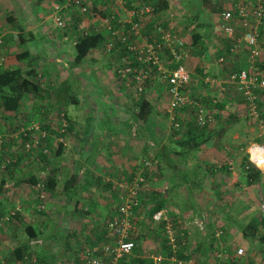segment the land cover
I'll use <instances>...</instances> for the list:
<instances>
[{"label":"trees","instance_id":"16d2710c","mask_svg":"<svg viewBox=\"0 0 264 264\" xmlns=\"http://www.w3.org/2000/svg\"><path fill=\"white\" fill-rule=\"evenodd\" d=\"M11 1L13 7L12 13L17 15V18H23L21 21L18 19L19 24L16 27L18 32L17 40L20 44L26 45L35 38L34 35H29V37L26 35L31 34L28 31L34 28L33 21H31L30 24L26 23V21L31 20L38 11L40 12V6L27 0ZM107 1L110 2V0H95L96 3L94 2L92 8L88 10L87 15L84 16L90 18L87 20L93 21V26L91 25L88 32H84L81 35L78 33L75 39L73 37L75 42L73 46L74 58L72 65L74 67L81 66L89 55L99 50L100 47H103V50L108 48V54L114 57L112 58L113 60L125 57L126 61L131 60L133 62L134 60L128 51V46L130 44L133 42L140 44L144 39L148 42L159 40L160 35L156 31L155 25L157 20L161 17L160 15L169 11L168 3L165 0H140L139 7H134V0H119L118 2L120 5H122L124 1V5H126L129 10H133L136 13L146 8L149 9V12L134 16V20L128 23L120 20V16L115 13V15L118 16L117 18L122 22L119 25L113 22L110 30H102L98 27L97 23L99 20L103 19L108 12L104 9H97L96 5H106ZM111 13L114 12L111 11ZM190 20L192 22H197L196 17ZM16 21L17 19L14 18L13 15L7 18V22L10 24L15 25ZM80 23L81 22H78V25L77 22L74 24L72 29L73 33L81 29H79ZM133 24H137L139 27V36L137 37L131 33V26ZM163 24L165 23L162 22L161 27L167 29ZM174 34L177 38L182 39L178 34ZM203 37L207 40L208 36L206 37L197 31L190 34V45L186 42L188 44L187 49L189 56L194 54V56L198 55V57L201 58L206 55L207 47L203 41ZM12 39L10 35L7 36L3 40L2 47H6L10 42L14 41ZM42 40L44 43L46 42L45 38ZM226 45L227 46L224 45V53L218 52L216 58L228 57L230 55V48L233 46V42L227 40ZM41 56L42 54L40 51L37 52L36 55H31L26 51L16 56L17 62L24 63L23 68L16 67L4 69L0 66V111L2 113L0 117L3 122H5L3 117L6 115L11 116L13 120V122H10L11 124L9 126H6L9 128L8 130L0 129V192L3 196L2 200H0V220L3 219L5 221L2 223L3 226H0V231H2L4 227L10 228V225L12 226L13 223L20 225L23 230L24 240H21V242H18L14 246H9L7 251L10 252V255L14 256V262H24L25 264H49L50 259L53 257H50V253L52 252V247L57 245L58 240L54 232L56 228L55 225H53L54 221L52 220L50 211L46 208L48 204H50H46L47 199L51 196L62 198V213L66 212L64 209H66L68 203H73L75 207L79 205L80 199L78 197V190L81 189L82 183L85 182L84 177H82L83 175L79 177L78 175L72 174V168L69 167V163L66 160V158H68L66 156V154H68L67 151L72 150L74 147V144L71 145L72 140L70 139L71 134H73V122L69 108L70 104L74 103L73 97L77 95V92H73L66 82L62 84L63 89H57L54 83L51 84V78L48 80L50 85L45 84L44 72L40 70L39 67ZM212 59L213 58L209 59V61ZM185 66L189 70L188 66ZM114 69V86L122 90L125 87L117 80V68ZM234 71L232 67L228 72L231 74ZM60 73H62L61 75H66L64 71ZM74 73L75 70L67 72V74L71 75L70 77H73ZM195 79L196 78H193L192 82ZM151 81L148 80L146 83L150 84ZM201 82L204 83L203 81ZM189 87L187 90H189ZM261 96L262 94L259 95L260 98ZM29 98L32 99L33 106L31 107L32 116L25 117L27 121L31 122V127L27 129L18 123L15 124V122L17 121L16 115L19 114L22 105ZM200 102L205 105L206 103L208 105L212 103L209 99L207 100L203 97ZM133 104L136 111L135 114L130 115L131 118L134 119V121L138 120L147 123L152 116V105L150 101L146 100L142 94V96L133 100ZM213 106L216 112L214 117L218 120L220 119L219 113L226 108V103L222 102ZM207 108L210 107L207 106ZM126 110H128V108ZM165 113L164 109V115ZM261 117L264 118V115H261ZM175 123L178 124V128L170 126L171 132L169 131L170 135L167 139V143L164 145H159L157 140H155L153 146L148 147L146 146V142H144L139 155L143 169L140 173L142 181L137 184V188H135L134 182L137 179L136 170L139 169V164L138 167L135 166L133 170L131 169L124 173V177L127 175L126 180H122L118 175L115 181L106 183H104L102 179L101 181H99V179L96 181L98 184L102 185L99 186L98 189L102 190L103 200H105L106 208L108 212H110L109 216L104 220L103 224H95L90 234L86 235L85 229H83L81 232L82 238L84 239L83 244L80 240H75L78 239L75 235L76 233L67 236L62 242L64 249L62 250V254H60V259L63 261L66 260V262L71 261L67 253L73 252L74 245L79 246L77 248L80 253L79 260L74 264H87L90 252L91 254L94 253L96 256H100L103 245L111 241L109 240L108 226L116 216L118 209H120L127 200L132 199L134 202L138 201L137 206H133V216L135 217L134 220H136V216H139L142 210V199H140V194H142L144 189H147L151 190L149 203L152 208L149 210L150 220H145L147 227L142 229V231L145 233L148 232V234L152 233L159 239V245H156L154 249L152 248L149 253L164 257L165 261L163 264H170L171 257L185 264L192 260H196V254L200 253V244L197 248H193L195 249L193 252L186 253L184 250L186 247L179 246L176 242L177 249L172 251L169 245L168 235L165 231L166 222L163 220L154 222L153 215L165 207L175 205V203L179 201L178 199H181L184 203V205L181 206V213L184 217H189L190 215L191 218H193L197 211L196 205L199 204V197L205 196L206 198H210L212 194L215 193L208 194L209 190L206 188V184H204L205 179L208 177L212 178L217 173L220 174L221 177L224 175H231V169L227 163H225L228 161L226 158H223L222 161L219 160L220 162H211V169L205 167L203 164L205 161H202V156L206 154L207 151L209 152L207 146L209 140L213 136H216L217 139H222L225 131L223 127L213 129L206 126L202 129H198L194 123L193 116L188 112L184 113L182 116L177 115ZM13 132L19 134L17 137H19V143L20 146H22V152L17 154L15 160H13L12 157H10L11 159H6L7 156L5 154L7 146L5 138L9 136V133ZM16 140H14V142L11 141V143H15L14 145L17 146ZM134 143L135 141H133V144ZM151 148L154 150L153 153H151ZM148 150L151 151L148 152ZM198 153H202V160L199 159ZM223 160H225V162ZM65 163L67 165H65ZM146 164L147 166H145ZM236 170H238L240 178H242L243 183L247 187L260 184L264 176L259 169L248 162L246 156L242 159L241 164L237 165ZM165 174H167L168 177ZM157 182L160 183V187L155 189L156 184L154 183ZM19 184L23 186V194L25 196L32 195L30 200L32 210L30 214L34 222L28 224L26 223L27 218H25L27 216L25 215L24 217V214H20V209H16L12 197H9L11 191L7 190V187H16ZM133 188L137 189L136 196L131 195L130 190ZM213 195L215 196V194ZM7 197L10 198L7 201V204H11L9 206H6L4 202ZM24 205L25 203L23 206ZM51 207H55L54 204H52ZM58 208L59 207H57V209ZM11 213H13V215H11ZM42 221L46 223V225L43 224ZM225 221H227V223L229 221L233 223V226L238 228L243 239L248 240L252 245L263 247L262 251H264V215L260 213L259 216L251 217V219L244 224L240 219H232L227 214ZM224 224L223 222L222 226ZM42 225L44 226L43 231L41 229L43 227ZM222 229H224V226ZM47 231H49V233H47ZM146 236H135L133 239L137 240L143 238V240H147ZM60 238H62V236H60ZM113 241L116 242L117 240L115 239ZM136 242L138 245L135 244L134 250L130 254L123 256L118 261V264H153L152 259L149 257L150 254L146 257H140V251L138 250L140 245L138 240ZM204 244L205 243H203L202 246ZM32 247H37V252L36 249ZM229 256L232 257L228 255L224 264H240L238 263L239 260L237 261ZM65 257L67 259H65ZM248 264L252 263L248 262Z\"/></svg>","mask_w":264,"mask_h":264},{"label":"crops","instance_id":"0c3cea01","mask_svg":"<svg viewBox=\"0 0 264 264\" xmlns=\"http://www.w3.org/2000/svg\"><path fill=\"white\" fill-rule=\"evenodd\" d=\"M165 1L168 3L169 11L160 15L161 17L157 20V24H160L161 26L162 22L165 23L163 26L178 34V36L179 34L190 35L194 31H197L206 37L208 36L207 40L203 37V41L207 47L206 55L201 58H199L198 55L194 56V54L190 56V58L197 59L198 62H200L197 66L193 67L190 72L192 74L191 80L196 78L197 84L200 82V85L198 86L201 87L199 90L200 93L203 90L201 94L202 97L208 100L209 95L213 94V96H215L214 99L217 101V105L222 102H227V100L231 101V98L229 97H227L226 101L216 99L218 91L220 92V87L215 86L217 89H209L210 87H214V85H210L208 83L206 86L201 81H222L221 78H211H218V75H224L227 77L230 73L228 71L232 69V67L233 71H237L238 69L250 64L251 59L249 50L246 48L244 42L239 36L233 40L226 38L227 36H225L223 31V23L220 22V16L223 12L231 9L232 7L235 9L237 5L250 2L251 0ZM2 2L3 1L0 0V5H2ZM134 3V7L140 6V0H134ZM4 7V9H7L9 6L7 5ZM120 9L125 12L124 14H121L122 17H120V20L127 23L134 20V16H131V13L134 12L133 10L125 11L124 8L121 7ZM173 11L176 12L177 17H179V24L172 22L168 23L169 18H174ZM12 12L13 8H11L9 16L13 15L17 21L15 22V25L6 22V25H8H5L4 27L7 30L4 32V39L10 35L14 41L10 42L5 48H2L4 51L3 53H0V66L4 69L16 67L23 68L24 63L17 62L16 56L26 51H28L31 55H36L37 52L40 51L42 56L39 67L40 70H44L45 84L50 85L48 80L51 78V84L54 83V86L57 89H63L62 84L66 82L68 86L71 87L70 89L73 92L79 93L77 96L73 97L74 103L70 104L71 108H69L73 122V134H71L70 139L72 140L71 145L74 144V147L72 150L67 151L68 154H66V156L68 158H66V160L69 163V167L72 168V174L78 175L79 177L83 175L82 177H84L85 182H81L82 187L78 190V194H80V196H78L80 202L77 207H75L73 203H68L67 206L65 205L66 209H64L66 212L62 213L63 204L59 206L57 211L59 220L54 222L56 225L54 232L58 234L59 237L62 236L61 231H66L67 236L74 235L76 233L75 235L78 239L75 240H81V232L83 229H85L86 235L90 234V232L93 231L95 224H103L104 220L108 218L110 213L106 208L105 200L99 196V193L102 190L96 189L102 185L98 184L96 181L98 179L99 181L102 179L104 183L115 181L119 174L124 175L127 170L130 171L131 168H127L125 164L129 162H137V157L140 155V150L142 149L144 142H146V146L149 147L153 146L155 140H157L159 145L167 143L169 131L166 129L163 122L160 121L162 118L165 121L166 118L164 115V109H166L168 104L166 84L157 76L155 79H152L150 84L145 83L142 94L152 105V116L147 123H143L138 120L134 121V119L130 116L131 114H135L136 111L133 100L142 96V94H136L134 85H131L130 88H123L122 90L116 88L114 86V80L111 77L113 74L112 70L114 68L124 66L129 60L126 61L125 57L113 60L112 58L114 57H112V55H107V53L104 52L105 49L103 50V47H100L99 50L91 53L81 66L74 67L72 65L74 58V39L78 33L81 35L84 32H88L91 25L93 26V21L89 24L90 21H82L81 19L79 26V29H81L78 30V32L73 33V27H69L67 30L63 31L59 38L56 37L54 40L53 38L46 37V35L51 31L49 28L51 26L48 25L49 18H46V15L40 9V12L38 11L35 13L31 20L26 21L28 24H30L31 21L34 23V28L28 31L31 34L26 35L28 37L29 35H34L35 38L28 44L22 45L17 40L18 32L16 27L19 24L18 21L23 20V18H17V15H14ZM195 17L197 22H192L190 19H194ZM222 37H224L225 40H223ZM43 38L46 39L45 43L42 40ZM190 40L191 39L187 40L189 45L191 43L189 42ZM227 40L232 41L233 46L230 48V55L226 57L228 60L227 64H225L226 66L219 64V67L225 71H218L215 73L213 68H217L213 67L212 64H209V59L214 58L215 53L217 52L224 53V45H228V43L226 45ZM259 46L261 54L259 59L255 61V66L258 69V72H260L264 77V31L261 32ZM72 70H75V73L73 74V77H70L71 75L67 74V72H71ZM62 71L66 72V75H61L62 73L60 72ZM92 76H94V78H92ZM205 88L210 92V94L206 93ZM232 89L233 93H235L234 88L228 87L225 89V92H220V94L227 96V92ZM261 94L260 106L264 109V92ZM86 98L96 101L99 100L100 102L96 103L94 101L91 105L86 106ZM106 98L113 100H106ZM110 101H112L111 104L116 105L114 108L108 107ZM127 108L128 110H126ZM0 115H2L1 111ZM159 122L161 124H159ZM10 124L11 123H8V121H0V129L8 130L9 128L6 126H9ZM133 141H135L134 144ZM153 152L154 150L152 149L151 153ZM207 153L209 152L207 151ZM65 165L67 164L65 163ZM99 171H101V173ZM165 175L167 176V174ZM154 184H156L155 189L160 187L159 182ZM56 197L57 196L54 198ZM177 202L175 205L165 207L157 213H165L164 215L172 225L176 242L179 246L186 247L184 249L186 253L193 252V250H195L193 248H197L200 244L199 251L201 254H196V260L187 262V264H224L228 255H231L232 257L229 256L230 258L238 261L240 258L234 253V246L238 249H244L247 252V256L242 259L243 263H241L240 260L238 263H255V254L262 251L263 247L250 244V242L243 239L241 235H239V238L238 236L233 238V241L228 239L226 236L221 242V239L218 240L221 232L219 231L215 233L216 223H206L204 220L195 219L194 217H190L189 219L184 218L181 213V206H178ZM151 208L152 206L150 204L149 210ZM146 215L147 209L144 214L142 213L140 215V220L139 218H136L137 229L135 236L141 237L147 235V240L150 238L152 246L156 247V245H159V239H157L152 233L148 234L147 232L145 233L142 231V229L147 227V224L145 223ZM23 216L25 217V215ZM76 217L77 220H75ZM30 222H34V220L27 218L26 223L28 224ZM43 224L46 225L44 222ZM138 225L141 227H138ZM67 226H69V228L72 227L71 230L66 228ZM15 227L16 226L14 225H10V228L4 227V229L0 231V264H2L3 260L8 258L10 255V252L7 251L8 247L14 246L18 242H21V240H24L23 232L19 236L15 230H11ZM43 228L44 226L41 228L42 231ZM137 240L140 245V247H138L140 257L148 256L151 251L148 252L144 250L143 244H145L144 242L146 240H143V238H139ZM137 240H135V244H137ZM61 242H63V238H60V244ZM203 243H205L203 245L204 247L202 246ZM54 247L56 248V246ZM77 247L79 246L74 245L73 252L67 253L68 258L71 261L66 262V260L63 261L60 259L62 249L61 246H58L56 251L50 253V257H58L59 260L54 261L50 259L49 264H56L60 261H63L65 264H74L79 260L80 256ZM253 249H256V251H253ZM153 255L158 254H150L149 257ZM221 258H223L224 261H222ZM65 259L67 258L65 257ZM180 262L185 264L182 261ZM170 264H173V262Z\"/></svg>","mask_w":264,"mask_h":264},{"label":"built area","instance_id":"2783aa9c","mask_svg":"<svg viewBox=\"0 0 264 264\" xmlns=\"http://www.w3.org/2000/svg\"><path fill=\"white\" fill-rule=\"evenodd\" d=\"M64 2V6L55 5L50 16L56 29L65 27L64 14L62 13L65 7H73L82 16L88 13V8L82 0H64ZM148 12L149 9L146 8L141 12H132L131 16ZM117 17L115 13L108 12L103 19L98 21L97 25L102 30H110L113 22L117 25L122 22ZM220 19L223 23V31L225 36H227L226 38L233 40L239 36L249 50L251 62L238 71L229 74L225 81L206 80L204 84L207 85L209 83L210 85L218 86L222 93L228 87L234 88V91L243 100L248 118L258 122L260 128L264 129V118L261 117L263 112L259 106V95L264 92V77L255 66V61L259 59L261 54L259 39L261 32L264 31V0H251L250 2L237 5L235 9L223 12ZM155 29L160 35L159 40L148 42L144 39L140 44L133 42L128 46V51L134 61L129 60L124 66L117 67V80L125 88H130L131 85H134L136 94L140 95L143 93L146 81H151L157 76L166 84L168 104L165 109V115L170 126L178 128V124L175 123L177 115L182 116L188 112L193 116L194 123L198 129L206 126L211 127L214 122L215 111H208L204 104L194 99L187 90L192 78L191 72L185 66V62L189 58L188 44L177 38L170 29H163L160 24L156 23ZM131 31L135 37L139 36L137 24L131 26ZM2 45L3 36L0 35V46ZM226 61V57H220L217 60L220 65H224ZM212 104H217V101L213 100ZM246 157L248 162L264 175V143L250 144L246 149ZM141 181V174H139L134 182L135 188ZM135 188L130 190L133 196L137 195V189ZM137 204L138 201L127 200L118 209L116 216L108 226L109 240L112 242L110 241V243L103 245L100 256L90 252L87 264H118V261L123 256L130 254L134 250L135 240L131 237V232L133 229L132 221L135 219L133 206H137ZM16 209L18 210L19 208L17 207ZM261 212L264 215V203L261 205ZM164 214V212L154 214L153 221L159 222L163 220L166 222L165 231L168 235L169 245L172 251H175L177 244L174 231ZM4 222L1 219L0 226H3L2 223ZM115 239L117 240L116 242L113 241ZM243 255V250L237 249L236 256L241 257ZM150 258L153 264H163L165 261V258L161 255H153ZM170 261L173 264H182L174 257H171Z\"/></svg>","mask_w":264,"mask_h":264},{"label":"rangeland","instance_id":"374dc122","mask_svg":"<svg viewBox=\"0 0 264 264\" xmlns=\"http://www.w3.org/2000/svg\"><path fill=\"white\" fill-rule=\"evenodd\" d=\"M2 5H0V35L3 36V40H4V32L7 31L4 27L6 25L7 22V18L9 17V14L11 13V8L12 7V1L11 0H2ZM27 1H31L34 4L40 6L41 11H43V13L46 15V18H49V22L48 25H50L51 27H49L51 29V31L46 35V37L48 38H53L54 40L56 39V37L59 38V36L63 33L64 30H67L69 27H73L74 24L77 22H80L81 19L82 21L90 18H86L82 15H80L78 13V11L76 9H74L73 7H65V9H63V14H64V19H65V27L63 29H56L51 21V13L53 10V7L55 5H60V6H64L65 2L64 0H27ZM84 2L85 5H87L88 10H90L95 2V0H82ZM119 0H110L106 2V5H99L97 4L96 7L97 9H104L107 12H114L116 14H118L120 17L121 14H124L125 12H123L121 8H124L125 11H128L129 9H127V6L122 4L120 5V3L118 2ZM96 3V2H95ZM9 6L7 9H4V6ZM105 6V7H104ZM119 7V9H118ZM233 9V7L231 8ZM173 17L174 18H169L168 19V23L172 22L175 24H179L180 20L179 17H177L176 12L173 11ZM119 17V18H120ZM98 21V20H97ZM89 22V20H88ZM221 22V21H220ZM92 21L90 20L89 24H91ZM8 25V24H7ZM6 25V26H7ZM80 25V24H79ZM3 31V32H2ZM179 36L185 41L187 42V40L190 39V35H183L179 34ZM223 40H225L224 37H222ZM191 42V40L189 41ZM5 47L0 46V53H3ZM35 51V50H34ZM108 48H106L104 50L105 53L108 54ZM218 53V52H217ZM217 53H215V57L209 61V64H212L213 67H216L217 69L213 68L214 72L217 73L218 71H222L224 72L225 70H222V68L219 67V64L217 62V60L220 58H216L217 57ZM190 58V56H189ZM187 59L185 62V65L188 66L189 70L192 71L193 67L197 66L200 62H198L197 59ZM197 58V57H195ZM228 61V60H227ZM227 61L225 64H227ZM118 64V63H116ZM224 64V66H226ZM119 65V64H118ZM219 69V70H218ZM42 70V69H41ZM44 72V70H42ZM41 71V72H42ZM230 71V70H229ZM113 72V70H112ZM229 75V74H228ZM112 78H114V75L112 74L111 76ZM92 78H94V76H92ZM211 78V77H210ZM221 78L222 81L226 80V77L224 75L219 76L218 78H211V79H219ZM197 80H191L190 82V87H189V94L194 98L197 99L198 101H201L202 98V92L200 93V89L201 87H199L198 85H200V82H198L197 86ZM209 89H217L214 87H210ZM206 93L210 94V92L208 90H206ZM214 93V92H213ZM220 92L217 93V98L218 100L222 99L224 101L227 100V97L231 98V101L227 100L226 103V108L219 113L220 119H216L214 116L216 114V112L214 113L213 116V120L214 122L212 123L210 128H224V134L222 136V139H217L216 136H213L207 146L209 149V153H206L202 156V153H198L197 155H199V159L205 161L203 162V164L205 165V167L211 169L212 167V163L211 162H220L222 161L223 158H226L228 161L225 162V160H223L225 163H227V165L229 166V168L231 169V175H224L223 177H221L220 174H215L214 177H208L205 179L204 184H206V188L209 190L208 194H215V196L212 194V197L210 198H206L205 196L203 197H199V204L196 205V209H197V213L194 215V218L196 219H200V220H204L206 223H216V227L215 230L217 232H221V234L219 235L218 240L224 239L226 236L228 237V239L233 241V238L237 237L239 238L240 232L238 230V228L236 226H233V223H230V221L227 223V221H225L226 219V215L228 214L229 217L236 218L237 220L240 219V221H242L244 224L247 223L251 217H255V216H259V214L261 213V215H263V213L261 212V205L264 203V176L261 180L260 184L251 186V187H247L243 181L242 178H240L239 172L238 170H236L237 165L241 164L242 159L246 156V149L247 147L252 144V143H264V129L260 128V126L258 125V122H256L255 120L248 118L246 109L244 107V103L242 101V98L237 95V93H233V89L227 92V96L226 95H220ZM79 93L77 92V95ZM226 94V93H225ZM76 95V96H77ZM211 96V97H210ZM223 96V97H222ZM133 97V96H132ZM215 96H213V94L209 95V101L212 102ZM106 100H110V98H106ZM113 100V99H111ZM96 102L99 103L100 101H96V100H90L89 98H86V102L85 105L89 106L92 104V102ZM205 105V104H204ZM33 106V102L32 99H27V101L24 102V104L22 105L21 109L19 110V114H17V121L15 122V124H20L22 127H25L27 129H29L31 127V122L27 121L25 119L26 116H32V107ZM116 105L111 104V101L109 102L108 107L114 108ZM206 109L208 111H213L214 110V106L211 103V105L206 103ZM210 107V108H207ZM260 106V105H259ZM71 108V106H70ZM260 109L262 110L263 107L260 106ZM264 111V109L262 110V112ZM264 115V112H263ZM3 119L5 121L9 122H13L12 117L11 116H4ZM0 121H1V117H0ZM160 121L163 122L164 126H166V129L168 131H170V123L168 122V120L165 118V121L162 119H160ZM159 124H161L159 122ZM171 132V131H170ZM9 136H7L5 139V143L7 144L6 146V159H11L10 157H12L13 160H15L17 154H20V152H22V146H20V139L19 134L17 133H9ZM170 134H168L169 136ZM17 138V140H16ZM14 140H16V145H14L12 142H14ZM11 143V144H10ZM19 143V146H18ZM13 145V146H12ZM20 147V148H19ZM149 147V146H148ZM131 148V147H130ZM132 150V148H131ZM148 152H150V150H148ZM196 155V156H197ZM202 156V158H201ZM220 160V161H219ZM136 162V161H135ZM126 163V167L127 168H131L132 170L134 169L135 166L138 167L139 164V169L136 170L137 175H139L143 169L141 166V158H139V156L137 157V162L135 163ZM219 165V164H218ZM128 171V170H127ZM101 173V171H99ZM220 175V176H219ZM122 180H126V176L124 177V175H120ZM211 178V179H210ZM98 189V188H96ZM7 190L11 191V193L9 194V197H12L13 199V203L16 205V208L18 207L20 210V214H24L27 216V218L32 219L31 217V203L30 200L32 198V195H24V189L23 186L21 184L15 186H10L7 187ZM151 190H147L144 189L142 191V194H140V199L141 200V205H142V210L139 213V216H136V218L138 219L140 217V215L147 209V215H146V219L145 220H150L149 218V194H150ZM78 196H80V194H78ZM99 196L102 197L103 199V195L102 192L99 193ZM2 195L0 192V200H2ZM9 197L6 198V200L4 201L6 203V206H9L11 204H7L8 199H10ZM178 206H183L184 203L181 201V199H178ZM23 201V202H22ZM25 203V205L23 206V204ZM48 204V206L46 207L49 211H50V215L52 217V220L55 222L56 220H59L58 218V214H57V207H59L62 204V200L60 199V197H50L47 199L46 204ZM148 203V205H147ZM54 204L55 207H51V205ZM100 206V205H99ZM28 208V210H27ZM81 216V215H80ZM78 217V216H77ZM77 217L75 220H77ZM191 216L189 215V217H184L186 219H189ZM185 219V220H186ZM140 220V218H139ZM216 221V222H215ZM225 223L223 225L224 229H222V223ZM146 223V222H145ZM14 226H16L15 228H12V231H16L18 233V235L20 236V234H22L23 230L20 227L19 228V224L13 223ZM53 225H55L53 223ZM56 227V225H55ZM138 227H141L138 225ZM17 228V229H16ZM66 228H69V226H67ZM72 227H70L69 229L71 230ZM136 229H137V222L136 220L133 221V229L131 232V237L135 238V233H136ZM62 232V238L63 240L67 237V232L66 231H61ZM49 233V231L47 232ZM148 233V232H147ZM57 235V245L56 248L59 246H61V249H64V246L61 242L60 244V237H58ZM81 243L83 244L84 239L82 238ZM144 250L145 251H151L152 248L154 249L155 247L152 246L150 238L148 240H146L144 242ZM81 245V244H80ZM234 246V253H237V247ZM37 248V247H36ZM35 247H33V249H36ZM53 250H51L52 252L56 251L55 247ZM241 248V247H240ZM244 252V255L239 257L241 263L242 259H244L247 256V252L246 250L242 249ZM58 251V250H57ZM79 251V250H78ZM253 251H256V249H253ZM37 252V249H36ZM10 254V253H9ZM8 254V255H9ZM234 254V255H235ZM7 256V255H6ZM56 256V255H55ZM58 256V254H57ZM256 256V260L254 261L255 263L253 264H264V251H259L258 254H255ZM54 261H57V258H51ZM14 256L9 255L8 258L4 259L2 264H25L24 262H18L15 261ZM222 261H224L223 258H221ZM29 264V263H27ZM56 264H65L63 261H60Z\"/></svg>","mask_w":264,"mask_h":264}]
</instances>
